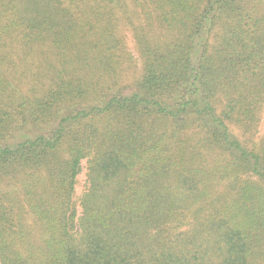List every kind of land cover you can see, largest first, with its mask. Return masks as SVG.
I'll use <instances>...</instances> for the list:
<instances>
[{"label": "trees", "instance_id": "16d2710c", "mask_svg": "<svg viewBox=\"0 0 264 264\" xmlns=\"http://www.w3.org/2000/svg\"><path fill=\"white\" fill-rule=\"evenodd\" d=\"M263 108L264 0H0V264H264Z\"/></svg>", "mask_w": 264, "mask_h": 264}, {"label": "rangeland", "instance_id": "374dc122", "mask_svg": "<svg viewBox=\"0 0 264 264\" xmlns=\"http://www.w3.org/2000/svg\"><path fill=\"white\" fill-rule=\"evenodd\" d=\"M124 34H125V32H124ZM125 39H126V44H127L129 51L132 53L133 57L136 59V61H135L136 66L134 68L128 70L129 72H127L125 75L124 83H128V82L130 83V81L134 78V76H136L139 73L140 62L137 59V55L135 53V50L133 49L131 32H128V34H126ZM257 131H258V133L254 137V140H253L254 142H257L259 140L260 136L264 133V108L261 110L260 123H259V127H258ZM81 165L83 167V170L81 171V174L78 177L76 194L81 193L85 188V170H84L85 162L82 161Z\"/></svg>", "mask_w": 264, "mask_h": 264}]
</instances>
